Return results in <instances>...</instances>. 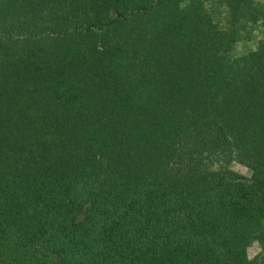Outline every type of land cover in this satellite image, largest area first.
<instances>
[{"label":"trees","instance_id":"16d2710c","mask_svg":"<svg viewBox=\"0 0 264 264\" xmlns=\"http://www.w3.org/2000/svg\"><path fill=\"white\" fill-rule=\"evenodd\" d=\"M263 32L264 0H0V264H264Z\"/></svg>","mask_w":264,"mask_h":264},{"label":"rangeland","instance_id":"374dc122","mask_svg":"<svg viewBox=\"0 0 264 264\" xmlns=\"http://www.w3.org/2000/svg\"><path fill=\"white\" fill-rule=\"evenodd\" d=\"M263 35H264V32H263ZM262 35V36H263ZM256 36H258V34H256ZM262 39V38H261ZM255 48V43H240L238 44L236 47H235V54L238 56V55H241V54H244L245 52H247L248 50H252ZM237 172L245 175V176H249V172L244 169V168H235ZM248 255L250 258L256 256L259 252H260V249L257 245H252L249 250H248Z\"/></svg>","mask_w":264,"mask_h":264}]
</instances>
